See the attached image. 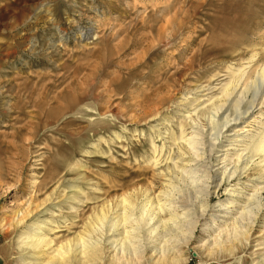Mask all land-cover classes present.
<instances>
[{"label":"rangeland","instance_id":"obj_1","mask_svg":"<svg viewBox=\"0 0 264 264\" xmlns=\"http://www.w3.org/2000/svg\"><path fill=\"white\" fill-rule=\"evenodd\" d=\"M263 65L264 0H0V264H28L42 252L45 263L103 203L134 186L148 184L153 205L163 201L167 167L179 172L187 165L178 149L184 146L180 124L183 136L201 131L206 142L189 167L219 173L216 160L225 154L228 160L264 128V102L259 105L258 93L253 108L221 128V117L236 112L228 102L212 115L213 97L229 69L240 67L248 86L241 108L260 90L256 73ZM155 106L158 113L146 118L142 110ZM256 167L249 162L236 178L210 189L205 219L180 249L181 264L261 260L264 210L247 242L232 252L218 247L209 254L216 232L202 224L215 214L216 224L230 227L253 186L264 184ZM30 198L41 206L22 222L12 220ZM227 199L233 204L219 210ZM44 219L58 224L38 233L51 244L22 249V230ZM121 233V227L93 233L101 251L97 264L112 263ZM152 244L141 264L160 257Z\"/></svg>","mask_w":264,"mask_h":264},{"label":"bare ground","instance_id":"obj_2","mask_svg":"<svg viewBox=\"0 0 264 264\" xmlns=\"http://www.w3.org/2000/svg\"><path fill=\"white\" fill-rule=\"evenodd\" d=\"M243 70H240V67L229 69L228 79L220 85L218 94L214 95V101L211 102L209 107V112L212 115H216L226 107V103H232L236 114L232 115L229 113L221 117V123L219 124L221 128L226 127L232 121L238 120L240 115H245L250 108H253L258 93L259 105H262L264 102L263 65L256 73L262 79L260 84L261 91L256 87L257 91L254 93L252 99H249L247 103L238 109L248 88L247 82L244 85L241 82ZM142 112L146 118L154 116L155 112L158 113L156 106L152 109H143ZM196 123L193 121L192 124ZM179 128V139L182 140L184 146L178 149L181 155L188 157L186 166L189 167L192 165L191 163L197 162L201 158V153L203 154L202 147L206 142L202 137L201 131L193 132L188 137H185L183 136L185 132L183 125L180 124ZM239 133L237 131V134ZM216 139L214 136L208 141L211 145L210 150H213L216 146ZM176 140L177 138H174V141ZM210 150L208 151L210 152ZM158 152L159 150H156V148L153 150L154 159L151 157L153 163L157 162ZM245 156L246 158L243 159ZM226 157L227 154L221 157V159L218 158L216 160L217 165L222 164L219 167L221 169L219 173L216 172V169L212 171L208 168V171L200 170L201 168L191 169L190 167V169H184L186 166L180 169L179 172H175L168 166V178L165 181L166 187L159 192L160 196L163 195V201L159 197L156 204L153 205L152 199L149 196L151 187L148 184L145 186L143 184L134 186L132 189L116 195L111 204L108 201L103 203L99 207L98 212H95L85 223L83 230L54 248L53 257L45 263H42L40 260L42 254L44 255L42 252V254H35V258H31L32 260L28 264H97L101 260V251L99 250V241L94 239L92 235L97 231H103L104 227H107V230L112 232L117 231L119 227L122 228L121 237L114 240L116 243L113 248L115 254L111 257V264H141L142 253H144L143 251H145L146 246L151 243H153L152 248L154 252L158 251L160 253V257L154 264H181L184 262L182 261L184 259L181 258L180 249L191 240L197 224L202 219H205L210 199V189H213V192H215L225 182L230 181L232 178L234 179V177L236 178L247 167L249 162L258 166L255 169L259 172L257 178H264V128L248 136V140L244 145L233 152L228 160H225ZM231 163L233 165L229 167ZM174 167L176 166L174 165ZM206 167L204 166L205 169ZM263 192L264 184L253 186L252 191L246 195V200L238 208V216L230 224V227L228 225L224 227L223 224H216L218 216L215 214L210 216L211 224H207L206 221L202 223L203 230L211 231L214 229L213 232H216L212 242L213 246L211 251L208 252L209 254L213 253L218 247L220 250L232 252V248L237 242L241 245H243L242 240L243 242L244 240L247 242L248 233L258 218L260 211L264 210V197L261 196ZM73 198L77 202L82 201L76 197ZM175 198L180 202H174ZM36 201V199L30 198L26 208L16 213L13 212L14 216L12 220H15L17 223L22 222L32 212V209L36 210L41 206ZM232 202V199L220 202L218 206L222 208L219 210L222 211L224 209L225 211V209H228L233 204ZM109 212H113L115 216L109 218ZM160 213L168 214L169 217H157ZM50 221L49 219H44L29 223L27 228L22 230L19 237V242L23 244L21 246L22 249L35 250L48 247L52 240L38 233L41 234L48 227L50 230L58 227V224ZM223 234L226 235L225 239H223ZM156 241H158V246L154 244ZM73 248L78 251L77 255H71L74 251ZM257 264H264V256Z\"/></svg>","mask_w":264,"mask_h":264}]
</instances>
